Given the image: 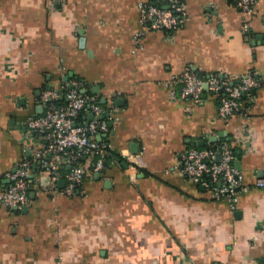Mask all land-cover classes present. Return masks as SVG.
<instances>
[{
  "label": "crops",
  "instance_id": "1",
  "mask_svg": "<svg viewBox=\"0 0 264 264\" xmlns=\"http://www.w3.org/2000/svg\"><path fill=\"white\" fill-rule=\"evenodd\" d=\"M182 1L181 26L137 46L138 4L169 0H0V191L23 161L33 175L26 205L0 204V264H264V0L252 15L235 0ZM187 69L261 83L224 120L216 93L181 97ZM70 79L105 106L103 139L136 168L113 158L91 173L81 158L79 191L52 196L47 140L27 122L43 112L42 92ZM92 117L88 105L83 119ZM221 139L247 187L235 209L179 170L188 149Z\"/></svg>",
  "mask_w": 264,
  "mask_h": 264
},
{
  "label": "built area",
  "instance_id": "2",
  "mask_svg": "<svg viewBox=\"0 0 264 264\" xmlns=\"http://www.w3.org/2000/svg\"><path fill=\"white\" fill-rule=\"evenodd\" d=\"M256 4L257 0H235L236 7L246 15L254 13ZM138 8L141 29L133 37L137 46L148 32H171L187 19V6L182 0H169L168 7L140 2ZM179 81L182 98L199 101L206 91L219 95L218 113L224 120L239 113L245 100L252 101L253 90L259 85L253 74L237 78L221 73L201 75L190 69L184 71ZM83 90L84 83L78 79L67 80L62 88L44 90L40 96L43 112L30 116L27 122L31 133L41 134L47 140L41 165L43 173L49 177L48 190L52 196H72L79 191L85 175L81 158L95 159L94 172L102 171L106 165L105 158L110 149L103 139L110 131L107 109ZM88 105L92 119L79 121ZM217 154L221 155L220 161L216 159ZM123 158L136 168L132 154H124ZM235 159V150L228 142L193 147L182 154L179 170L196 183L208 187L213 198L227 199L235 209L240 195L247 192ZM31 166L29 161H23L7 173L9 183L0 191V204L21 208L28 203ZM66 166L69 169L63 174ZM62 179L65 180L64 187L59 186ZM257 185L264 187V179L257 180Z\"/></svg>",
  "mask_w": 264,
  "mask_h": 264
},
{
  "label": "trees",
  "instance_id": "3",
  "mask_svg": "<svg viewBox=\"0 0 264 264\" xmlns=\"http://www.w3.org/2000/svg\"><path fill=\"white\" fill-rule=\"evenodd\" d=\"M254 76H255V78H257V80H258V82H259V85H260V80H259V76H257V74H253ZM258 85V86H259ZM257 88V87H256ZM255 88V89H256ZM255 89L253 90V94H254V92H255ZM103 107H105L104 105H103ZM84 111H85V109L82 111V114H81V116H80V118L78 119L79 121H83L84 119H83V115H84ZM220 142H228V141H226L225 139H221L220 141H218L217 143H214V144H212V145H210V146H208V147H211V146H216L218 143H220ZM229 143V142H228ZM198 147H200V148H204V146H198ZM235 155H236V152H235ZM113 158H117L119 161H123V160H125L124 158H122L120 155H118V154H116L115 152H113V151H111L110 149H109V154L106 156V158H105V162L106 163H108V162H110V161H112V159ZM91 160H92V165H91V167H90V169H91V173H93L94 172V170H93V163H94V161H95V159L94 158H91ZM68 171V168H67V166L63 169V172L65 173V172H67Z\"/></svg>",
  "mask_w": 264,
  "mask_h": 264
},
{
  "label": "water",
  "instance_id": "4",
  "mask_svg": "<svg viewBox=\"0 0 264 264\" xmlns=\"http://www.w3.org/2000/svg\"><path fill=\"white\" fill-rule=\"evenodd\" d=\"M83 92H85V90H83ZM93 92H94V88H93ZM40 109H41V112H42V111H43V107L40 106ZM215 140H216V138H215ZM216 158H217L218 161H220V160H221V155H220V154H217ZM124 163H125V166H128V164H126V162H124ZM237 165H239V163H237V161H235V166H237ZM30 177L32 178L33 175H31ZM60 182H61L62 185H63V183H65V180H62V181H60ZM236 214H238V213H236Z\"/></svg>",
  "mask_w": 264,
  "mask_h": 264
}]
</instances>
